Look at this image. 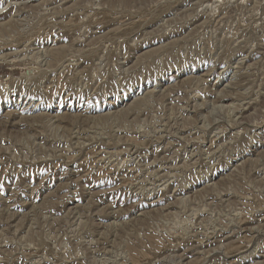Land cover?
Returning a JSON list of instances; mask_svg holds the SVG:
<instances>
[{
	"label": "rangeland",
	"instance_id": "1",
	"mask_svg": "<svg viewBox=\"0 0 264 264\" xmlns=\"http://www.w3.org/2000/svg\"><path fill=\"white\" fill-rule=\"evenodd\" d=\"M0 264H264V0H0Z\"/></svg>",
	"mask_w": 264,
	"mask_h": 264
},
{
	"label": "bare ground",
	"instance_id": "2",
	"mask_svg": "<svg viewBox=\"0 0 264 264\" xmlns=\"http://www.w3.org/2000/svg\"><path fill=\"white\" fill-rule=\"evenodd\" d=\"M21 12V11H20ZM19 13V12H18ZM86 36V35H85ZM10 43V42H9ZM8 48V47H7ZM3 51V50H2ZM71 61H72V59H71ZM230 62V61H229ZM78 67V66H77ZM82 78V77H81ZM241 107V106H240ZM174 123V122H173ZM239 130V129H238ZM174 132V131H173ZM192 132V131H191ZM189 138V137H188ZM78 143V142H77ZM152 144V143H151ZM227 145V144H226ZM198 152V151H197ZM195 155V154H194ZM176 158V157H175ZM170 160V159H169ZM109 161V160H108ZM126 163V162H125ZM199 164V163H198ZM127 168V167H126ZM140 172V171H139ZM157 176V175H156ZM169 177V176H168ZM180 177V176H179ZM175 178H176V176H175ZM152 185V184H151ZM167 185V184H166ZM154 186V185H153ZM139 188V187H138ZM143 192V191H142ZM169 194V193H168ZM141 197V196H140ZM259 210V209H258ZM181 213V212H180ZM193 213H194V210H193ZM258 214V213H257ZM169 215V214H168ZM89 224V223H88ZM193 224V223H192ZM88 226V225H87ZM205 226V225H204ZM115 227V226H114ZM207 231V230H206ZM90 232V231H89ZM241 232V231H240ZM193 235V234H192ZM187 236V235H186ZM209 236V235H208ZM194 238V237H193ZM215 238V237H214ZM148 244L150 245V246H155L156 244H155V242H153L152 240H149L148 241ZM87 247V246H86ZM175 248H176V246H175ZM147 249H148V247H147ZM152 252V251H151ZM223 252H224V250H223ZM143 253V252H142ZM134 254H135V256L138 258L140 255H141V251L140 250H138V249H134ZM249 257V256H248ZM122 259V258H121ZM161 259V258H160ZM67 261V260H66ZM152 262V261H151ZM64 263V262H63Z\"/></svg>",
	"mask_w": 264,
	"mask_h": 264
}]
</instances>
